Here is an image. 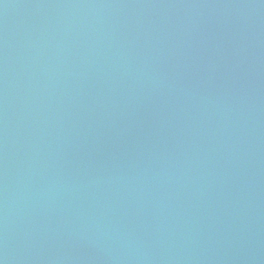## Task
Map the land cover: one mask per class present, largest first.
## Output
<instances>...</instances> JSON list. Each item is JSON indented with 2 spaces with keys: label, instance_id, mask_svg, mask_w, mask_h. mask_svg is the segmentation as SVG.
I'll return each instance as SVG.
<instances>
[{
  "label": "clouds",
  "instance_id": "obj_1",
  "mask_svg": "<svg viewBox=\"0 0 264 264\" xmlns=\"http://www.w3.org/2000/svg\"><path fill=\"white\" fill-rule=\"evenodd\" d=\"M0 264H264V0H0Z\"/></svg>",
  "mask_w": 264,
  "mask_h": 264
}]
</instances>
